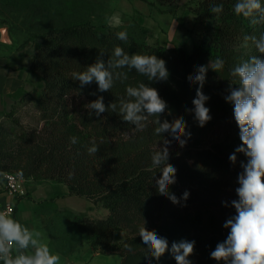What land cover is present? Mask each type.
I'll return each instance as SVG.
<instances>
[{
	"label": "trees",
	"instance_id": "16d2710c",
	"mask_svg": "<svg viewBox=\"0 0 264 264\" xmlns=\"http://www.w3.org/2000/svg\"><path fill=\"white\" fill-rule=\"evenodd\" d=\"M221 3V14L210 12L213 5ZM233 4L234 0H201L194 7L196 21L213 22L214 28L208 39L200 41L190 52L183 47L151 45L144 29H114L105 23L95 27L87 21L44 23L39 27L42 41L35 44L33 59V72L43 84L37 106L44 125L40 130L22 129L14 136L9 134V139L6 133H0V174L13 172L39 183L65 184L70 196L102 204L109 211L106 218L92 219L68 212L67 220L78 233L92 238L95 252L118 255L120 264H148L144 257L146 245L139 236L144 222L148 230L167 238L169 248L173 241H195L194 254L189 257L193 264H218L210 258V252L226 239L228 230L223 223L232 216L218 208L223 194L238 187L237 174L241 171L229 160L231 150L222 145L170 149L169 163L177 168V182L170 186V191L178 198L185 190L190 193L187 201H181L186 206L174 205L157 193L153 179L160 173L152 168L151 154L162 141V136L154 132L155 118L149 117L147 127L136 131L134 125L111 110L99 118L93 110L90 117L86 105L99 96L104 97L106 106L118 102L126 96L127 86L145 82L158 90L171 110V115L165 113L161 119L171 122L183 116L194 138L199 126L185 108L193 107L199 85H190L187 76L195 75L198 66L219 57L225 62L224 68L217 73L209 67L202 91L210 97L206 107L210 108L212 119L233 117L232 105L223 98L228 80L233 79L230 71L241 60L258 54L251 42L248 47L242 46L244 36L259 37L264 33V24L252 25L236 16ZM124 29L128 31L126 43L116 37V32ZM117 45L129 54L156 55L165 60L170 73L168 81L149 82L133 70L128 72L127 81H117L109 92L101 93L95 82L81 88L72 79L74 72L83 71L96 61L99 50L106 52V61ZM93 92L96 95L90 94ZM72 137L78 142L71 143ZM93 142L100 150L89 154ZM117 231L126 233L121 243L114 242ZM125 243L133 250L128 251ZM151 264L176 261L166 252L159 261L152 258Z\"/></svg>",
	"mask_w": 264,
	"mask_h": 264
},
{
	"label": "clouds",
	"instance_id": "9594fccd",
	"mask_svg": "<svg viewBox=\"0 0 264 264\" xmlns=\"http://www.w3.org/2000/svg\"><path fill=\"white\" fill-rule=\"evenodd\" d=\"M223 4L213 5L210 12L221 14ZM233 12L236 16L245 18L252 25L264 24V0H234ZM105 23L110 28H122L124 21L119 12L105 17ZM116 37L122 42L128 41L127 29L116 32ZM243 47L249 42L256 49L257 55L241 60L230 71L233 79L224 95L226 103L232 105L233 117L239 129L241 143L229 155V160L236 165L237 154H243L245 160L239 161L241 171L237 174L238 187L235 193L238 199L222 201L224 207L231 206L235 214L227 218L223 228L227 229V236L218 242L215 249L210 252V258L218 264H264V33L244 36ZM96 61L83 71L74 72L72 79L78 81L80 87L95 82L98 91L109 92L117 81L123 83L128 80V72L145 77L149 82L168 81L170 73L166 61L156 55L129 54L124 48L114 46L108 59L104 60L105 51L99 50ZM224 60L217 57L210 60L208 65L198 66L196 74H189V84H198L192 108L185 111L193 114L199 127H204L212 120L210 108L206 102L210 99L202 91L209 67L219 73L224 68ZM127 69L128 71H125ZM96 95L95 92L90 93ZM88 115L100 117L102 113L111 110L118 113L124 122L134 125L136 131L147 127L149 117H154L153 123L156 135L162 136V145L151 154L152 168L159 169L160 176L156 178L157 193L167 197L174 205H182L187 201L190 193L185 190L180 198L172 191L170 186L176 180L177 168L169 163L171 157L170 146L173 141L183 148L192 137L189 126L183 116L161 119L171 110L167 102L160 97L158 90L145 82L137 86H127L126 96L119 98L118 102L105 105L104 97L88 103ZM167 134L171 139L165 138ZM72 137L71 143H77ZM99 146L93 142L88 149L89 154H96ZM177 156L180 153H176ZM139 236L146 245L144 257L151 264V259L159 261L166 252H170L176 264H193L190 256L194 254L195 241H173L169 248V241L159 236L154 230H148L145 222L139 229ZM124 247L132 251V246L125 243ZM0 264H63L60 253L56 252L45 242L40 231L30 227L10 215L8 210H0Z\"/></svg>",
	"mask_w": 264,
	"mask_h": 264
},
{
	"label": "rangeland",
	"instance_id": "374dc122",
	"mask_svg": "<svg viewBox=\"0 0 264 264\" xmlns=\"http://www.w3.org/2000/svg\"><path fill=\"white\" fill-rule=\"evenodd\" d=\"M201 0H0V65L13 71L33 72L35 44L39 38V27L44 23H73L87 21L95 27L105 23V17L119 12L123 18L122 28L132 31H146L151 45L183 47L192 51L213 32V22L200 23L193 13ZM106 24V23H105ZM114 28V29H122ZM5 83V81H4ZM42 82L39 79L33 92L20 91L12 96L0 97V133L12 136L22 129L40 130L44 122L37 106L42 96ZM171 139V137H166ZM241 143L239 129L234 117H219L199 127L194 138L181 148L173 141L170 149L181 151L190 146L211 147L222 145L234 152ZM162 145V141L158 144ZM239 161L245 160L237 154ZM44 204L40 213L42 221L52 237L53 249L60 253L63 264H120L118 255H97L91 247L92 238L78 233L68 222V212L92 219L106 216L102 204L90 208L91 201L73 196ZM238 199L235 191H228L221 197L223 210L235 214L231 206L224 207L222 201ZM94 204V203H93ZM125 232L119 234L124 239ZM119 238H116V241Z\"/></svg>",
	"mask_w": 264,
	"mask_h": 264
},
{
	"label": "crops",
	"instance_id": "0c3cea01",
	"mask_svg": "<svg viewBox=\"0 0 264 264\" xmlns=\"http://www.w3.org/2000/svg\"><path fill=\"white\" fill-rule=\"evenodd\" d=\"M1 62V60H0ZM12 65L9 63V68L0 65V97L12 96L20 91L33 92L35 84L39 78L31 72L23 70L13 71ZM5 81V83H4ZM1 109V108H0ZM1 111V110H0ZM27 195L21 196L17 199V210L15 218L22 223L35 228L40 231L45 242L53 246L52 237L47 228L43 224L41 208L44 204L52 202L53 198L70 199L73 196L69 195V188L65 184H54L52 182L39 183L33 179H28L26 182ZM96 204L91 203L90 208H95ZM105 208V207H104ZM106 218L109 214L108 209L105 208ZM103 219V218H101ZM123 231H117L114 235V242L121 243L124 239H120L119 234ZM89 236L87 234H82ZM119 240L116 241V238ZM102 255L99 252L95 254Z\"/></svg>",
	"mask_w": 264,
	"mask_h": 264
},
{
	"label": "built area",
	"instance_id": "2783aa9c",
	"mask_svg": "<svg viewBox=\"0 0 264 264\" xmlns=\"http://www.w3.org/2000/svg\"><path fill=\"white\" fill-rule=\"evenodd\" d=\"M27 180L19 173L0 174V210H8L9 214L15 217L17 199L27 195Z\"/></svg>",
	"mask_w": 264,
	"mask_h": 264
}]
</instances>
